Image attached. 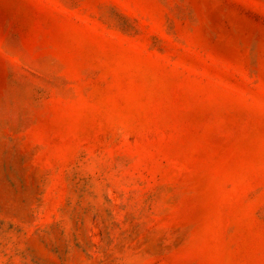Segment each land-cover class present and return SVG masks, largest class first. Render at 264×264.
Returning a JSON list of instances; mask_svg holds the SVG:
<instances>
[{"label": "rangeland", "instance_id": "rangeland-1", "mask_svg": "<svg viewBox=\"0 0 264 264\" xmlns=\"http://www.w3.org/2000/svg\"><path fill=\"white\" fill-rule=\"evenodd\" d=\"M0 264H264V0H0Z\"/></svg>", "mask_w": 264, "mask_h": 264}]
</instances>
